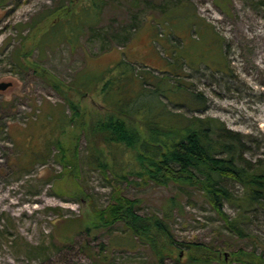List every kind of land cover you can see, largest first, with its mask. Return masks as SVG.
Here are the masks:
<instances>
[{"label":"rangeland","instance_id":"1","mask_svg":"<svg viewBox=\"0 0 264 264\" xmlns=\"http://www.w3.org/2000/svg\"><path fill=\"white\" fill-rule=\"evenodd\" d=\"M162 1L138 0L133 6L129 0H105L96 14L88 7L90 18L84 21L89 13L78 6L85 7L87 0H74L72 9L60 14L66 24L38 29L31 28L33 21L66 0L0 4V80L11 81L0 89V264H155L146 244L131 238L119 222L79 229L80 220L89 223L92 210L109 202L114 187L139 200L135 211L140 215L161 216L162 208H170L167 222L174 240L208 245L220 258L209 264H242L230 261L229 253L251 244L226 232L198 191L143 182L128 173L132 156L121 147L103 150L110 169L101 173L88 158V134L79 129L78 120L86 126L102 116L104 104L116 103L108 90L103 103L98 91L108 65L124 57L125 68L160 70L156 57L168 53L161 39L149 41L147 23L141 20L145 12L156 15L158 8L151 6ZM186 3L223 37L221 47L193 13L180 18L182 12L188 15ZM163 16L168 24L159 30L171 42L174 62L195 68L189 86L205 97L202 108L186 112L214 115L229 128L251 133L259 141L252 148L258 146L256 152L264 156V0H186ZM74 18L83 20L78 31ZM122 34L129 36L124 44L115 41ZM221 51L223 72L211 67L223 63ZM71 83L88 90L79 92ZM54 84L75 101L80 118L61 122L60 114L66 118L70 110ZM157 92L163 101L186 99L178 92L169 95L164 86ZM120 94L124 101L134 97L127 78ZM154 98L153 92L143 100L154 107ZM193 99L189 95L187 101ZM55 140L65 153L75 146L73 168L60 160ZM259 222L256 228L263 229L264 221ZM179 249L163 264H189L187 251Z\"/></svg>","mask_w":264,"mask_h":264},{"label":"trees","instance_id":"2","mask_svg":"<svg viewBox=\"0 0 264 264\" xmlns=\"http://www.w3.org/2000/svg\"><path fill=\"white\" fill-rule=\"evenodd\" d=\"M5 1L0 0V4ZM185 1L163 0L158 5L151 6L158 8L156 15L148 11L141 20L142 23H147L149 41L153 42L154 37L161 39V45L168 53V55L155 56L157 58L155 64L161 65L157 66L160 70L147 67L135 68L130 64L125 68L124 57L108 65L101 75L98 91L103 103L107 100L104 95L106 90L112 92L111 96L116 103L112 106L104 104L106 111L102 116H98L86 126L83 125V121L78 120V124L82 126L79 129L88 134V158L101 173L110 169L103 157V150L107 149L111 152V146L125 148L130 152L133 162L128 173L146 183L152 182L160 186L172 184L177 189L189 188L198 191L217 219L221 221L226 232L238 240H245L251 244L250 249L238 247L231 251L230 261L242 264H264V228L258 229L255 226L257 221L261 227L262 223L259 219L264 221V156L256 152L258 146L252 148L251 145L259 141L251 133L227 127L217 116L186 112L202 108L205 97L200 90L189 86L190 82L187 78L195 68L184 65V61L181 60L178 63L174 62L171 42L159 30L162 24H168V18L163 15L175 5L183 4ZM104 2L105 0H87L85 7L78 6L79 11L89 13L84 21L89 20L90 12L96 14ZM129 2L133 6L138 4V0H129ZM145 2L150 3V0ZM186 4L189 7L188 15L182 12L180 18L189 16V12L193 13L199 18L201 27L210 32V40L218 42L221 47L223 37L218 34L214 26L204 21L194 8ZM73 6L74 0L59 3L58 6L48 9L46 13L36 18L31 28L66 24L60 22V16L70 11ZM88 7L90 12L87 11ZM82 22L83 20L81 22L77 20L75 23L77 31ZM142 23L137 24L136 29H139ZM115 36L118 37L115 41L122 44L129 37L125 34ZM222 59V64L211 66L213 70L224 71V55ZM126 78L128 91L133 92L134 97L131 96L124 101L120 92L125 89ZM54 86L70 110L66 118L60 114L61 122L67 120L68 124L71 123L73 115L80 118L75 101L65 90L63 91L62 87L55 84ZM70 86H75L73 88L79 92L88 90L83 85L71 83ZM160 86L168 89L169 95L178 92L186 99L182 98L180 103L163 101L157 92ZM153 92L154 107L153 103L149 104L143 100L153 95ZM189 95L194 96L192 100L194 102L187 101ZM53 143L59 148L60 160L73 168L76 162L75 146L65 153L67 149L59 141L55 140ZM41 158L42 156L36 159ZM138 201L137 198L123 195L114 187L110 192L109 202L102 208L92 210L89 223L80 220L79 229L81 227L84 232H88L89 228L110 227L119 222L131 238L146 244L151 250L155 264H163V259L171 256L176 249L179 251L180 247H184L187 251L189 264H209L220 260L218 253L208 245L174 240L167 222L169 216L167 212L170 208H162L161 216L154 213L140 215L135 211ZM168 202L172 203L173 197L168 198ZM257 248L260 251L257 252ZM101 251L102 245L98 247L97 253ZM99 259L103 261V256H99ZM175 259H178V253Z\"/></svg>","mask_w":264,"mask_h":264},{"label":"water","instance_id":"3","mask_svg":"<svg viewBox=\"0 0 264 264\" xmlns=\"http://www.w3.org/2000/svg\"><path fill=\"white\" fill-rule=\"evenodd\" d=\"M10 80H0V89L5 88L6 86L10 85Z\"/></svg>","mask_w":264,"mask_h":264}]
</instances>
